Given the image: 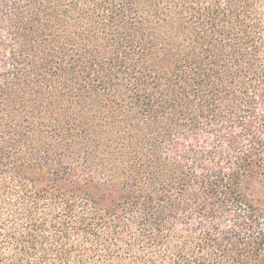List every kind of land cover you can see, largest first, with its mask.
Wrapping results in <instances>:
<instances>
[{
    "label": "trees",
    "instance_id": "1",
    "mask_svg": "<svg viewBox=\"0 0 264 264\" xmlns=\"http://www.w3.org/2000/svg\"><path fill=\"white\" fill-rule=\"evenodd\" d=\"M0 264H264V0H0Z\"/></svg>",
    "mask_w": 264,
    "mask_h": 264
}]
</instances>
